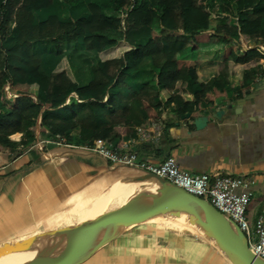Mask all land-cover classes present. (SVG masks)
<instances>
[{"label": "trees", "instance_id": "16d2710c", "mask_svg": "<svg viewBox=\"0 0 264 264\" xmlns=\"http://www.w3.org/2000/svg\"><path fill=\"white\" fill-rule=\"evenodd\" d=\"M58 4L66 18L50 13L38 19ZM82 7L81 0H0V153L23 156L37 130L71 143L68 134L79 129L78 143L87 146L123 142L158 120L164 107L175 105L176 118L196 119L216 103H231L232 72L239 74L241 98L264 75L257 52L264 51V0H91L77 13ZM77 41L96 54L121 41L130 50L95 64L81 86L67 70L58 71L64 59L59 46ZM46 43L58 46L60 57L48 72L37 50ZM210 59L216 75L201 83L198 67ZM145 62L150 82L126 101L119 90Z\"/></svg>", "mask_w": 264, "mask_h": 264}, {"label": "crops", "instance_id": "0c3cea01", "mask_svg": "<svg viewBox=\"0 0 264 264\" xmlns=\"http://www.w3.org/2000/svg\"><path fill=\"white\" fill-rule=\"evenodd\" d=\"M64 10L62 7L58 10L56 5L51 12H40L38 19L50 13L66 18ZM108 15L118 16L113 12ZM78 42L59 46L64 59L58 71L67 70L81 86L90 82L91 68L95 64L120 58L130 50L124 41L100 54L83 47V53L91 62L82 69L84 59L77 57L73 47ZM66 44H70L71 51L66 50ZM59 47L51 43L37 46L43 57L44 72L50 71L60 58ZM257 52L264 57V51L258 49ZM261 62L264 68V59ZM216 72V60L210 59L198 67L199 81L209 82ZM238 75L232 72L229 76L230 84L236 89L230 94L231 103H216L204 114L202 117H207L208 123L203 129L196 128L193 118L174 117L175 105L164 107L156 120L162 123L158 136L133 149L145 163L158 165L174 158L182 171L193 176L209 174L211 181L224 177L246 184L239 192L253 195L248 216L253 223L264 209V75L257 77L250 95L245 98L238 96L241 90ZM149 82L150 67L145 62L139 72L126 78V87L120 89L119 94L126 101H132ZM116 92L111 90L112 94ZM149 123L141 127H148ZM43 137L54 138L49 136L48 130H37L36 141L19 158L12 159L8 152L0 153V244L13 245L33 233L52 240L40 247L51 244L92 214L110 215L114 203L120 202L121 209L131 198L153 191L158 184L139 169L113 166L94 154L46 145L40 140ZM68 138L79 144V129L70 132ZM131 138L114 144L121 146ZM170 221L173 219L167 218L159 207L153 208L113 235L81 264H237L196 230L188 229V224L184 223L187 231H181L182 222H179L176 231L171 229ZM229 222L232 221L228 218ZM231 229L234 231L233 227Z\"/></svg>", "mask_w": 264, "mask_h": 264}, {"label": "water", "instance_id": "95a60500", "mask_svg": "<svg viewBox=\"0 0 264 264\" xmlns=\"http://www.w3.org/2000/svg\"><path fill=\"white\" fill-rule=\"evenodd\" d=\"M191 118V114L182 117L183 120ZM207 123V117L194 120L198 130L203 129ZM154 179L158 182L154 190L133 204L129 205L128 201L123 208L107 216L96 212L65 237L28 252H20L9 242L0 244V258L12 254L21 264H81L117 232L136 222L147 211L160 206L167 218L185 222L196 228L204 238L212 240V244L229 260L237 264H264L252 255L239 227L233 222L226 225L222 216L206 200L171 187L161 179ZM40 259L49 260L39 262Z\"/></svg>", "mask_w": 264, "mask_h": 264}, {"label": "built area", "instance_id": "2783aa9c", "mask_svg": "<svg viewBox=\"0 0 264 264\" xmlns=\"http://www.w3.org/2000/svg\"><path fill=\"white\" fill-rule=\"evenodd\" d=\"M160 127L162 123L156 120L151 121L148 127H138L136 138L132 137L121 146L101 140H95L89 146L71 144L61 136L43 143L94 154L113 166L139 169L153 178L165 181L171 187L182 189L195 197L207 199L218 214L227 216L239 227L252 255L264 263V209L251 223L247 216V208L253 195L250 192H239L240 189L247 187L246 184L224 177H216L211 181L209 174L193 176L182 171L174 158H168L158 165L145 163L138 158L137 152L133 149L134 146L158 136Z\"/></svg>", "mask_w": 264, "mask_h": 264}, {"label": "rangeland", "instance_id": "374dc122", "mask_svg": "<svg viewBox=\"0 0 264 264\" xmlns=\"http://www.w3.org/2000/svg\"><path fill=\"white\" fill-rule=\"evenodd\" d=\"M83 2V7L82 8H79L78 12H82L86 6V4H88L89 1L91 0H81ZM58 7V10L61 11V6L60 4L57 5ZM64 8V7H62ZM66 10V8H64ZM64 10V11H65ZM65 13H67V11H65ZM70 46V44H66V50L69 52L71 51L72 49H68ZM74 51L77 55L78 58H82V60L84 59V66L82 69H86L87 67L90 66V62H91V59L88 58V55H86L85 53H83V45H82V41H79L78 42V45H74ZM73 59V58H72ZM81 60V59H80ZM145 68V69H144ZM144 70L147 69V66H144ZM55 138V137H54ZM52 138V139H54ZM40 140H44V141H47L45 137H43L42 139ZM73 142H71L72 144ZM47 145V144H46ZM60 148V147H59ZM64 148V147H62ZM65 150L67 151H73L72 149H68V148H64ZM4 158V157H3ZM148 193H146L145 195H147ZM142 195H140L139 197L137 198H140ZM136 198V199H137ZM120 202H117V203H114L110 210H109V214H113L115 212H117L120 208ZM156 208V207H155ZM157 210H155L156 212ZM222 220L224 222H228V217L225 216V215H222ZM172 222V223H171ZM170 227H172L171 229H174L176 231H178V228H176V226L179 224V222L173 220V221H170ZM171 225H174V226H171ZM232 230V229H231ZM50 241H52L51 239H46L44 237H41L39 235H37V233H33V234H30L28 237L26 238H23V239H19V240H16L14 242L13 245H15L16 247H18V249L20 250V252H28L30 251L31 249L35 248V247H40L41 245H44V244H47L49 243ZM0 264H21V261L18 260L15 256H13L12 254H5L4 256H2L0 258Z\"/></svg>", "mask_w": 264, "mask_h": 264}, {"label": "bare ground", "instance_id": "6f19581e", "mask_svg": "<svg viewBox=\"0 0 264 264\" xmlns=\"http://www.w3.org/2000/svg\"><path fill=\"white\" fill-rule=\"evenodd\" d=\"M143 195H144V194H143ZM143 195H142V196H143ZM137 197H139V196L137 195L136 197L131 198V200H129L128 204H129V205L133 204V203L135 202V200L138 199ZM136 198H137V199H136ZM159 209L162 210V208H161L160 206H159ZM154 212H155V211H154ZM157 212H158V211H156V213H157ZM223 222H224V221H223ZM182 223H183V224H182ZM182 223H181V224L179 223V224H180V227H179V228L181 229V231H187V226L184 225L185 222H182ZM224 223H225L226 225L228 224V222H224ZM189 228H192V229L196 230V231L198 232V234H200V232H199L196 228H194V227H192V226H188V229H189ZM200 235H201V234H200ZM195 236H196V235H195ZM198 236H199V235H198ZM201 236H202V235H201ZM205 239H206V238H205ZM206 240H208V239H206ZM208 241H209L211 244L213 243L212 240H208ZM221 253H223V252H221ZM47 260H49V259H40L39 262H45V261H47Z\"/></svg>", "mask_w": 264, "mask_h": 264}]
</instances>
